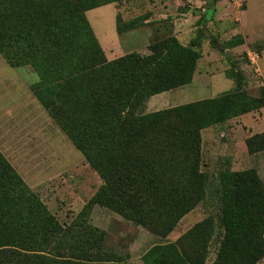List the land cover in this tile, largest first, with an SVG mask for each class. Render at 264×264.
I'll use <instances>...</instances> for the list:
<instances>
[{"label": "trees", "instance_id": "obj_1", "mask_svg": "<svg viewBox=\"0 0 264 264\" xmlns=\"http://www.w3.org/2000/svg\"><path fill=\"white\" fill-rule=\"evenodd\" d=\"M120 1L0 0V53L12 67H33L39 76L33 94L103 181L78 216L61 223L0 152V264H119L122 257L106 246L107 232L89 222L93 204L168 237L208 197L202 130L264 107V85L251 95L245 72L232 63L226 74L233 89L146 112L151 96L193 81L204 37L186 44L176 36L156 38L148 55L108 60L86 12ZM147 18L117 16V31L137 29ZM242 44L237 34L223 47ZM252 48L261 52L264 43ZM245 143L251 155L264 151V131ZM217 181L218 213L175 242L154 244L145 264H205L218 229L212 264H260L263 180L255 168L223 166Z\"/></svg>", "mask_w": 264, "mask_h": 264}, {"label": "rangeland", "instance_id": "obj_2", "mask_svg": "<svg viewBox=\"0 0 264 264\" xmlns=\"http://www.w3.org/2000/svg\"><path fill=\"white\" fill-rule=\"evenodd\" d=\"M73 1L83 3L85 0ZM162 5L167 10H163ZM117 7L120 9L118 15ZM255 7L249 3L246 8L245 0H226L220 10L210 6L207 0H123L89 10L87 18L102 40L101 46L108 60L125 56L131 53L130 49L137 50L136 46L141 47L144 43L142 35L137 33L135 40L132 38L127 47L122 48L118 43L122 34L116 29V15L124 20L151 15L152 20L143 26L154 30L162 20L157 16L165 11V30L177 22L179 33L184 35L179 37L183 42L188 43L193 37L203 35L202 56L194 80L173 92L177 96H172V105L167 107L170 108L178 106L174 104L212 98L233 89L234 81L226 74L232 63L245 72L246 90L253 96L259 95L262 83L255 70L259 54L252 47L264 43V12L255 11ZM237 34L243 37L244 44L225 49L224 42ZM150 53L148 47L147 54H138ZM257 65L264 78V58ZM38 81L39 76L31 65L12 67L0 53V152L41 197L51 213L61 223H68L87 206L103 181L33 94L31 86ZM145 111L149 112L147 104ZM255 117H259L258 114ZM233 126L232 122L228 127ZM262 126L263 123L253 128L258 131ZM228 127L220 125L202 130L201 169L211 179L208 197L187 213L168 237L160 238L107 207L91 206L89 222L107 232L106 246L122 257L121 264H145L143 256L154 244L175 242L194 224L218 213V171L223 166L231 168L237 159H243L247 164L240 151V142L232 139ZM233 166L242 169L241 165ZM220 233L218 229L212 239L205 264H212L216 258Z\"/></svg>", "mask_w": 264, "mask_h": 264}, {"label": "crops", "instance_id": "obj_3", "mask_svg": "<svg viewBox=\"0 0 264 264\" xmlns=\"http://www.w3.org/2000/svg\"><path fill=\"white\" fill-rule=\"evenodd\" d=\"M225 1L226 0H216V2L214 3L215 9L220 10L221 7L224 5ZM245 3H246V8H247L248 4L251 3V5L256 6L254 8L255 11L264 12V0H245ZM110 4H112V3H110ZM105 5H108V4H105ZM105 5H102V6H105ZM102 6H98V7H102ZM98 7H95V8H98ZM95 8H93V9H95ZM162 9L167 10V7L165 5H162ZM90 10H92V9H90ZM203 10H205V8ZM87 12H86V15H87ZM119 12H120V9L117 7V15ZM158 12H160V10ZM117 15H116V17H117ZM164 18H167V14L165 13V11H163V12L161 11V14L159 16H157V19H160V20L162 19V20L160 21L159 25H157L154 28V30H152L149 26L145 25V26H142L141 29H137V30L135 29L134 31H127V32H123V33H119L117 31L119 34H122L121 37H118L119 45L122 48L127 47L129 41L132 38H134V40H135L137 33L139 35L140 34L142 35V38L144 39V41H143L144 43H142L141 47L136 46L137 50L130 49L129 52L138 51V53L142 52V53L147 54L148 53V46L151 43L152 39L154 41V39H156V38L166 37L165 36L166 34H169L167 36H176L182 43L186 44V42H183V40L179 38V37H182L184 35L182 33H179L180 27L177 26L178 25L177 22L174 23V25H175L174 27L171 26V28L165 30L164 26L166 25V21H164ZM262 19H259V20L264 21V18H262ZM151 20H152V16L148 15V18L145 20V24H148ZM116 24H117V21H116ZM116 29H117V27H116ZM94 32H95L99 42L102 45V40L99 37V35L97 34V32L95 31V28H94ZM260 35H262V34H260ZM111 51H113V50H111ZM105 53H106V51H105ZM257 53L259 54V56H258V60L255 62V66H257V67H255V70H256V72H258V76H260V78H261L262 85H264V78H262V73H261L262 69L259 68L257 65L258 61L264 58V49L261 52H257ZM198 64H199V62H198ZM197 69H196L195 73L197 72ZM193 80H194V78H193ZM176 89L165 91V92H162L160 94H156V95L150 97L148 102H147V110L149 112H152V111L160 110L162 108H167V107L171 106L172 105L171 104L172 103V96H177L176 94L173 93L174 91H176ZM166 94H168V96H169L168 98L166 97ZM174 105H179V104H174ZM255 114H258L259 117H255ZM260 116L264 117V107L261 108L259 111L250 112V113L238 116L236 118H233L222 126L228 127L230 123H232V122L234 123V126L232 128L228 127V129L230 130V134H232L231 135L232 139L234 140V138H236V140H238L240 142V144H241L240 151L243 154V157L245 156L246 157L245 159L247 160V164H245L244 163L245 160L237 159L236 162L233 163V165H235V164L241 165L242 169L255 168V169H257L261 178L264 180V151H261V152H258L256 154L251 155L248 153V149H247V146L245 143V139L248 138L249 136H251L252 134L260 133V132L264 131V119L262 120ZM262 123H263V126H262L263 128L261 127L258 131H255L253 127L261 125ZM211 127H215V126H211ZM202 138H203V136H202ZM259 153H262V155H258ZM254 156H256V157H254ZM242 165H244V166H242ZM232 166H231L232 170H240V169H237L235 166H233V167ZM260 264H264V258L261 260Z\"/></svg>", "mask_w": 264, "mask_h": 264}]
</instances>
